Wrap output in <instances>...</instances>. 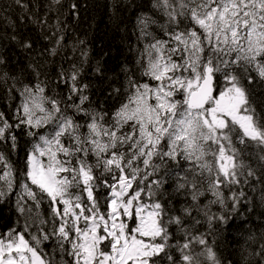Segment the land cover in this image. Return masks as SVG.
<instances>
[{"label":"snow or ice","instance_id":"obj_1","mask_svg":"<svg viewBox=\"0 0 264 264\" xmlns=\"http://www.w3.org/2000/svg\"><path fill=\"white\" fill-rule=\"evenodd\" d=\"M62 6L33 18L54 29L50 57L66 47ZM134 28L111 109L82 79L86 49L54 78L48 60L13 72L0 55V88L19 98L0 144L27 137L19 169L0 151V202L15 194L23 218L0 232V264H223L208 237L251 210L249 189L264 203V0H151ZM249 255L264 264V243Z\"/></svg>","mask_w":264,"mask_h":264},{"label":"trees","instance_id":"obj_2","mask_svg":"<svg viewBox=\"0 0 264 264\" xmlns=\"http://www.w3.org/2000/svg\"><path fill=\"white\" fill-rule=\"evenodd\" d=\"M21 2L27 5V9L21 8L14 0H0V55L6 57L7 69L18 72L28 63L48 60L50 63L46 71L50 78H54L61 65L68 68L71 63H80L83 59L80 50L83 48L87 51V58L82 79L92 85L93 102L108 109L117 104V100L108 97V90L123 82L122 69L125 65L133 66L136 49L142 46L138 45L134 34L136 16L141 12L151 11V0H63L60 12L64 14L61 16L62 27L67 25L64 31L66 47L55 57L48 56L47 49L52 46V41L44 38L46 33L50 35L54 29L47 26L42 29L40 24L33 22V18L39 20L47 12L49 0ZM71 3L78 5V18L70 14ZM130 3L132 6H129ZM56 16V12H48V23L54 24ZM12 35L21 40H30L33 50L21 49L11 40ZM79 40H83L84 44L78 45L73 51L72 45ZM97 62L102 67V75L93 71ZM26 79L32 77L26 76ZM18 100V97H8L4 89L0 88V111L11 116V108L19 103ZM17 135L19 148L16 152L4 144H0V151L19 169L27 137L20 132ZM248 192L251 210H243L241 214L230 219L225 227L217 230L214 236L208 237L210 241L215 239L214 248L223 264H255L257 257L249 254L257 251L260 244L264 243V203L260 199V187L257 186L254 191L249 189ZM40 212H48L47 203L42 205ZM18 220L23 223V218L16 209V196L13 194L0 202V232L16 226Z\"/></svg>","mask_w":264,"mask_h":264},{"label":"bare ground","instance_id":"obj_3","mask_svg":"<svg viewBox=\"0 0 264 264\" xmlns=\"http://www.w3.org/2000/svg\"><path fill=\"white\" fill-rule=\"evenodd\" d=\"M18 102H19V100H18ZM15 195V194H14Z\"/></svg>","mask_w":264,"mask_h":264}]
</instances>
